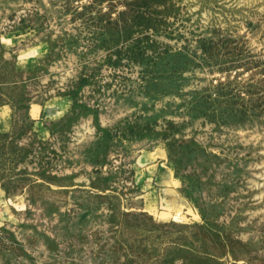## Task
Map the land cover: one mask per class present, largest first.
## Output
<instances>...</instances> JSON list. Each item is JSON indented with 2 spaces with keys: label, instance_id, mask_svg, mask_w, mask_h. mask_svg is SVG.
I'll return each instance as SVG.
<instances>
[{
  "label": "rangeland",
  "instance_id": "rangeland-1",
  "mask_svg": "<svg viewBox=\"0 0 264 264\" xmlns=\"http://www.w3.org/2000/svg\"><path fill=\"white\" fill-rule=\"evenodd\" d=\"M0 264H264V0H0Z\"/></svg>",
  "mask_w": 264,
  "mask_h": 264
}]
</instances>
